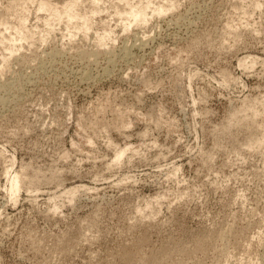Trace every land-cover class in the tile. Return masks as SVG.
<instances>
[{
    "label": "rangeland",
    "instance_id": "obj_1",
    "mask_svg": "<svg viewBox=\"0 0 264 264\" xmlns=\"http://www.w3.org/2000/svg\"><path fill=\"white\" fill-rule=\"evenodd\" d=\"M16 1L0 33L35 35L0 43V264H264V0H79L85 33ZM140 1L168 11L125 27Z\"/></svg>",
    "mask_w": 264,
    "mask_h": 264
},
{
    "label": "bare ground",
    "instance_id": "obj_2",
    "mask_svg": "<svg viewBox=\"0 0 264 264\" xmlns=\"http://www.w3.org/2000/svg\"><path fill=\"white\" fill-rule=\"evenodd\" d=\"M17 1H19V0H17ZM17 1H16V3H17ZM30 1H34V0H30ZM50 1V0H49ZM48 0H41L40 1V3H39V7L38 8H40V10L42 9L43 11H47V12H49V14H47V15H49L48 16V19L49 20H47V17H45L46 18V20H45V22H47V21H49V22H52V21H50V17H51V15H52V17H54V19L55 18H57V20L59 21L62 17H64L66 20V25L65 26H67L68 27V25L70 24L69 22L70 21H72V20H74V19H79L78 21H79V23L76 25L77 26V28L79 29V30H83V32L85 33L86 32V30L87 29H90L89 28V20L91 19L90 17H88L89 15H84V14H79V13H77L75 10H77L76 9V7H77V5H78V1L79 0H69V1H67L64 5H61V6H56V4L54 3V5L53 4H51L50 2H49ZM96 1V0H95ZM20 2H24L23 0H20ZM20 2H18V3H20ZM27 2V3H26ZM26 2H25V5H28L30 2H29V0H26ZM14 3V2H13ZM13 3H12V7H14L15 6V4L13 5ZM138 4V3H137ZM137 4H135V5H132V4H128V3H126V7H125V10H123V13H125V19L127 20V23L125 24V27H127L128 25H131V23L133 24V22L135 23H146V22H148L149 21V19H150V17H151V15L153 16V15H155V16H158V15H162V14H164L165 13V11H166V9L167 8H165V6L163 7L162 5H164V4H162V5H159V6H156V7H154L153 6V9L152 10H150V11H152L151 12V14H149V16H148V10H147V8H148V5H149V2H148V5L147 4H145V3H142V1H140V7H138L137 6ZM172 4V3H171ZM171 4H170V6H171ZM8 5H10V4H8ZM18 5V4H17ZM17 5L15 6V7H17ZM20 5V4H19ZM36 5H37V3H36ZM96 5V4H95ZM167 5H169L168 3H167ZM166 5V6H167ZM22 6V5H21ZM20 6V7H21ZM125 6V5H124ZM174 5L172 4V7H173ZM256 6H257V4H256ZM7 7V6H6ZM10 7V6H9ZM11 7V8H12ZM14 7V8H15ZM25 6L23 5L22 6V8H24ZM27 7V6H26ZM58 7H61V8H58ZM151 7V6H150ZM172 7H169L170 9H172ZM11 8H9V9H11ZM13 8V10L15 11V9ZM17 8H19V6L17 7ZM22 8H21V10H20V8H19V14H21L22 16H26V14L25 15H23V13H25L24 11H25V9L23 10V12H22ZM99 8V7H98ZM124 8V7H123ZM165 8V9H164ZM6 9V8H5ZM7 9H8V7H7ZM169 9V10H170ZM12 10V9H11ZM11 10H9V12L11 11ZM12 10V11H13ZM28 10V9H27ZM26 10V11H27ZM39 10V9H38ZM7 11V10H6ZM13 11V12H14ZM92 11V10H91ZM91 11H89V12H91ZM93 11L94 12H97L98 13V9L97 8H94L93 9ZM91 12V14L93 15V13L94 12ZM119 11V10H118ZM167 11H168V9H167ZM8 12V11H7ZM16 13H18L17 11H15ZM20 12H22V13H20ZM42 12V11H41ZM79 12V11H78ZM12 15L14 14V13H12V12H10ZM81 13V12H80ZM122 13V14H123ZM19 14H18V16H19ZM86 14V13H85ZM14 15H17V14H14ZM13 15V16H14ZM20 15V16H21ZM94 15H95V13H94ZM120 15V14H119ZM121 16V15H120ZM16 17V16H15ZM51 17V18H52ZM13 18V17H12ZM17 19H18V17H16ZM26 17H23L22 19H25ZM44 18V19H45ZM90 18V19H89ZM120 18V17H119ZM152 19V18H151ZM26 20V19H25ZM52 20V19H51ZM125 20V21H126ZM54 21H56V20H54ZM124 21V22H125ZM21 22H22V20L20 21H17L16 22V25H17V23H19V25L15 28L14 26H13V28L16 30L15 31V33L14 34H16L17 35V37H11V36H13V35H11L10 36V38L9 37H7V38H9V40L8 41H10L9 43H11V44H9L8 45V43H6L8 46H7V49H8V52L10 51L11 53L15 50V47H14V41L16 42V40H23V39H27V38H30V36H32L33 34L35 35V33H29V31H27L28 29H26L25 30V27L23 26V24H21ZM57 22V21H56ZM91 22V21H90ZM106 22V21H105ZM123 22V23H124ZM0 23H1V21H0ZM22 23H24V22H22ZM26 23V22H25ZM72 23V22H71ZM68 24V25H67ZM104 24V23H103ZM75 25V24H74ZM143 25V24H142ZM26 26V25H25ZM49 27H50V25H48ZM71 26V25H70ZM49 27H48V29H49ZM53 27V26H52ZM103 27H104V25H103ZM109 27V26H108ZM6 28H8V27H6ZM51 28V27H50ZM107 28V27H106ZM108 29V28H107ZM130 29V28H129ZM9 30V29H8ZM47 30V29H46ZM45 30V31H46ZM51 30H52V28H51ZM70 30V29H69ZM85 30V31H84ZM103 30H105V28H103ZM112 30V29H111ZM126 30V29H125ZM11 31V30H10ZM14 30H12V32H13ZM39 31V30H38ZM44 31V32H45ZM5 32H6V29H5ZM11 32V33H12ZM43 32V33H44ZM48 32H50V30L49 31H47V32H45V33H48ZM103 32V31H102ZM108 32L110 33L111 31L110 30H108ZM108 32H104L105 34H104V36H106V34L108 33ZM7 33H9L8 31H7ZM39 33H40V31H39ZM108 33V34H109ZM1 34V33H0ZM13 34V33H12ZM31 34V35H30ZM49 34V33H48ZM68 34H70V32L68 33ZM108 34H107V36L106 37H108ZM2 35V36H1ZM0 35V43H2L3 44V42L5 43L6 41H4L5 39H7V38H5L4 39V35H3V32H2V34ZM16 35H14V36H16ZM30 35V36H29ZM39 35H43L42 33L41 34H39ZM44 35H47V34H44ZM7 36H9V35H7ZM70 36V35H69ZM110 36V35H109ZM43 37H45V36H43ZM48 37V36H47ZM74 37V36H73ZM99 37H101V36H98V38ZM102 37H103V33H102ZM41 38V37H40ZM138 38V37H137ZM42 39V38H41ZM101 39V38H100ZM100 39H98V41H101L102 42V39H103V42H104V40L106 39H109V38H102L101 40ZM111 39V38H110ZM45 40V39H44ZM43 40V41H44ZM97 40V39H96ZM97 41V45L99 44H101V43H99ZM108 41V40H107ZM19 42V41H18ZM22 42V41H21ZM1 44V45H2ZM6 44L4 45V46H6ZM21 44V43H20ZM101 45H103V44H101ZM100 45V46H101ZM104 45H105V42H104ZM129 45V44H128ZM126 47V46H125ZM124 47V48H125ZM140 47V46H139ZM4 48H6V47H4ZM103 48V47H102ZM109 48V47H108ZM127 48V47H126ZM125 48V49H126ZM21 48H19V50H20ZM104 49V48H103ZM123 49V48H122ZM121 49V50H122ZM125 49H123L124 51H125ZM130 50V49H129ZM5 51H7V50H5ZM16 51V50H15ZM127 51V50H126ZM9 52V53H10ZM16 52H18V50L16 51ZM112 52V51H111ZM10 53V54H11ZM98 53V52H97ZM125 54H126V52H124ZM127 53H128V51H127ZM124 54V55H125ZM131 55V54H130ZM129 55V56H130ZM17 56V55H16ZM105 56V55H104ZM126 57H127V55H126ZM90 58V57H89ZM6 60V59H5ZM41 62V61H40ZM44 65V64H43ZM4 69V68H3ZM107 70V69H106ZM252 121V120H251ZM261 137V136H260ZM262 138V137H261ZM263 138H264V136H263ZM262 138V140L260 139H257V140H259L258 142H256V145L257 144H264L263 143V141H264V139ZM251 142V141H250ZM254 142V143H255ZM90 144V143H89ZM258 146V145H257ZM116 147H117V145H116ZM127 147V146H126ZM125 147V148H126ZM131 147V146H130ZM251 147H253V146H251ZM259 147V146H258ZM121 148V147H120ZM125 148H123L122 150H120L119 149V151H117V153H116V157H114V159H115V161L117 160V161H119L120 159H121V157L123 156L122 154L124 153H126V152H124L125 151ZM117 149V148H116ZM115 149V150H116ZM127 149V148H126ZM118 150V149H117ZM124 150V151H123ZM123 151V152H122ZM115 153V152H114ZM16 174V173H15ZM17 175V174H16ZM21 178V177H20ZM9 182H10V184H9V192H10V195H12L13 197H15L14 195H15V193L18 191V189H19V176H12L9 180H8ZM74 187V186H73ZM77 187V186H76ZM75 187V188H76ZM75 188L74 189H72V187L70 188V189H68V191H69V193H72L74 190H75ZM77 190V189H76ZM75 190V191H76ZM67 195H68V193H67ZM71 195V194H70ZM73 195H74V192H73ZM73 195H71L70 197H72ZM68 197H69V195H68ZM56 207V206H55ZM224 238V237H223ZM128 255V254H127ZM155 258V257H154ZM157 258V257H156ZM168 258V257H167ZM151 264V263H150ZM226 264V263H225Z\"/></svg>",
    "mask_w": 264,
    "mask_h": 264
}]
</instances>
